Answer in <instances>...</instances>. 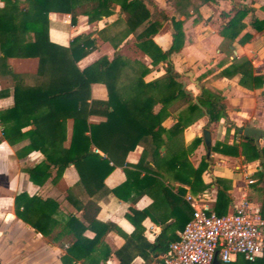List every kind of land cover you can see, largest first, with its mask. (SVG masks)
I'll return each mask as SVG.
<instances>
[{
    "label": "trees",
    "instance_id": "obj_1",
    "mask_svg": "<svg viewBox=\"0 0 264 264\" xmlns=\"http://www.w3.org/2000/svg\"><path fill=\"white\" fill-rule=\"evenodd\" d=\"M208 0H171L176 13L188 15L189 10L196 12L197 7ZM0 7V72L7 70V58H36L37 68L33 74L11 73L13 79V104L0 111V142L12 145L27 139L28 143L21 148V153L39 151L42 159L31 167L24 168L28 179L41 185L54 169V179L58 178L64 168L72 165L78 176V187L83 191L84 201L76 207L81 208L82 222L73 215H67L63 221L64 228L72 234L71 249L90 244H101V236L112 226L111 223H98L95 216L98 212L96 197L100 193H112L126 200L125 192L134 191L137 183L162 185L156 179L160 176L162 166L170 170L171 178L189 186L192 193L206 187L201 180V173L211 161L209 151L225 155L243 156L244 161L259 159L264 169V147H258L249 137H240L238 143L225 144L215 142L206 144V154L197 167H192L188 157L202 141L194 137L184 144L182 132L186 126L203 115L207 116L205 129L211 123L224 118L226 126L239 130L227 119L221 96L204 85H198V94L194 98L182 88L177 80L179 74L174 71L170 54L177 52L182 45L181 21L171 18L173 28L171 45L162 51L151 36L160 28V20L166 16L160 11L151 14L143 0H1ZM118 7L124 20V33H132L135 46L146 54L152 66L162 62L164 74L154 80L144 82L142 77L149 71L147 67L128 65L125 82L118 80L126 62L114 52L111 60L101 57L91 65L78 69L76 62L95 47V40L89 35L74 36L67 47L49 41L48 14L51 12L68 13L71 20L78 14L86 15L88 21L107 17ZM248 9L245 6L234 9L232 16L222 26L219 34L232 41L242 28L241 19ZM122 14V15H121ZM121 19V18H120ZM118 18V20H120ZM250 25L264 38V18H251ZM140 27L138 31L136 28ZM248 39L244 34L238 40ZM240 75L238 84L246 89L262 85V76L253 75L248 60L241 57L223 68L219 74ZM104 84L107 92L105 100L90 99L91 83ZM159 104L157 111L153 106ZM182 106V108H181ZM178 110L175 121L169 128L161 126L164 118ZM97 115L103 120L97 123L87 121L88 116ZM70 122L69 133L67 122ZM27 128V129H25ZM136 146L142 151L136 163L125 161L126 154ZM160 148H164L161 155ZM114 167H121L125 180L120 185L108 189L103 179ZM143 172L142 176L140 173ZM257 181L264 182V174L256 173ZM215 178L214 183L219 184ZM217 185L213 211L217 215L225 214L229 201L225 187ZM166 192L167 188L162 185ZM264 189V187H262ZM168 192V191H167ZM263 198L258 212L264 214ZM68 192L67 200H71ZM138 192L129 200L134 201ZM170 195V194H169ZM171 196V195H170ZM73 202V201H72ZM14 213L17 218L28 224L36 232L46 234L45 226L53 221L57 205L51 199L41 200L36 196L19 193L14 197ZM83 222L86 225H83ZM87 228L94 230L89 241L82 236ZM182 230V229H181ZM166 239L163 231L155 236L149 244L152 248H161L164 252L167 245L174 241ZM87 258V257H86ZM107 254H98L90 259L104 261ZM127 258L119 254L120 264H127ZM264 264V252L252 262L238 258L235 263Z\"/></svg>",
    "mask_w": 264,
    "mask_h": 264
},
{
    "label": "crops",
    "instance_id": "obj_2",
    "mask_svg": "<svg viewBox=\"0 0 264 264\" xmlns=\"http://www.w3.org/2000/svg\"><path fill=\"white\" fill-rule=\"evenodd\" d=\"M143 3L151 14H155V10L166 16L165 20H160V28L151 36L153 43L162 51L171 45V18L181 21L182 45L169 58L174 71L179 74L177 80L194 101L198 94L197 86L204 85L221 96L227 119L239 130L248 126L264 132V38L262 32L256 31L250 25L251 18H264V0H208L200 4L196 12L189 10L187 16L176 13L171 0H143ZM241 6H245L248 12L241 19L242 28L239 34L229 41L219 31L232 16L234 9ZM156 18L159 21V17ZM48 19L50 24L47 36L55 44L67 47L70 40L78 34L89 35L95 40V47L76 62L78 69L91 65L101 57L109 61L116 52L126 62L118 78L121 83L130 75L127 64L149 69L142 77L144 82L164 74L163 63L152 66L149 57L135 46L132 33L122 36L124 20L117 6L111 15L94 21H88L83 14H78L71 20L70 14L59 12L49 13ZM139 29L140 27L135 31ZM244 34L248 35V39L239 42ZM241 57L250 62L253 75L262 76L260 87L250 90L240 86L238 73L230 76L219 74L223 68ZM5 63L7 70L3 68L0 72V111L13 104L11 73L33 74L37 68L36 58H7ZM89 97L105 100L107 92L104 84L91 83ZM159 106L155 104L153 110L157 111ZM171 109L173 107L168 108ZM177 111L173 109L162 120L161 126L169 128L175 121ZM101 120L103 118L97 115L87 118L90 123ZM206 124L207 116L203 115L186 126L181 135L184 144L194 137L202 138L188 157L192 167H197L206 154V144L212 146L215 142L238 143L242 136L238 133L239 130L234 131L226 126L224 118L209 124L207 129L204 128ZM69 129L68 121V133ZM203 130L209 133L208 143L203 140ZM27 143V139L12 145L4 140L0 142V264H120L119 254L125 258L132 256L127 264H162L163 251L161 248H152L149 244L160 230L166 239H177L178 233L191 217V207L185 200L186 195L198 197L199 202L213 209L218 185L213 181L217 178L220 180L218 186L225 187L229 198L225 214L231 212L233 206L243 197L250 202L252 208L258 210L263 198L264 182H258L256 176L258 171L264 174L259 159L244 161L239 153L235 156L209 151L211 161L201 173V180L208 187L195 193L190 191L188 185L173 180L170 170L163 166L159 168L160 176H156V179L161 181L168 192L163 190L162 185L150 187L140 182L131 188L134 191H130V194L125 192L126 200L112 193L99 191L95 200L98 205L95 219L98 223H111L112 226L101 236V244L71 249L68 254V247L74 238L64 228L63 221L67 215H73L82 222L79 206L85 199L83 191L78 187L77 173L69 165L54 179V169H51L50 176L41 185L33 184L23 169L38 163L42 155L39 151H30L23 155L21 148ZM257 146L264 147V138L259 139ZM141 151L142 147L136 146L126 154L125 161L136 163ZM160 151L162 155L164 148H160ZM142 174L143 172L140 176ZM124 180L122 168L114 167L102 183L106 188L112 189ZM248 180L252 182L248 183ZM68 192L71 193L69 198L73 202L67 200ZM138 192L141 194L134 201H130ZM19 193L36 196L41 200L51 199L56 203L57 213L51 218L53 221L44 227L46 234L36 232L16 217L14 197ZM83 225L86 223L83 222ZM93 231L87 228L82 236L90 241L94 236ZM98 254H107V258L98 262L90 259Z\"/></svg>",
    "mask_w": 264,
    "mask_h": 264
},
{
    "label": "built area",
    "instance_id": "obj_3",
    "mask_svg": "<svg viewBox=\"0 0 264 264\" xmlns=\"http://www.w3.org/2000/svg\"><path fill=\"white\" fill-rule=\"evenodd\" d=\"M251 183L252 180H248ZM185 196L191 217L162 253V264H231L238 258L252 262L264 252V214L241 198L226 214Z\"/></svg>",
    "mask_w": 264,
    "mask_h": 264
},
{
    "label": "water",
    "instance_id": "obj_4",
    "mask_svg": "<svg viewBox=\"0 0 264 264\" xmlns=\"http://www.w3.org/2000/svg\"><path fill=\"white\" fill-rule=\"evenodd\" d=\"M244 137H249L253 140L255 145H258L259 139L264 138V132L260 129H256L253 127H243L238 131ZM203 140L208 143L209 142V133L206 130L202 131ZM212 264H216V259H213Z\"/></svg>",
    "mask_w": 264,
    "mask_h": 264
},
{
    "label": "rangeland",
    "instance_id": "obj_5",
    "mask_svg": "<svg viewBox=\"0 0 264 264\" xmlns=\"http://www.w3.org/2000/svg\"><path fill=\"white\" fill-rule=\"evenodd\" d=\"M235 264H241V263H240V262H239V263L237 262V263H235Z\"/></svg>",
    "mask_w": 264,
    "mask_h": 264
}]
</instances>
